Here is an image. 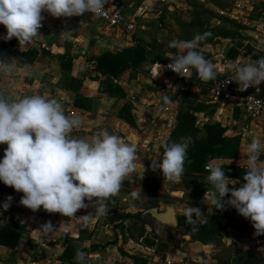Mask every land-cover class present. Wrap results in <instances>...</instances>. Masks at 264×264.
<instances>
[{
  "label": "crops",
  "instance_id": "crops-1",
  "mask_svg": "<svg viewBox=\"0 0 264 264\" xmlns=\"http://www.w3.org/2000/svg\"><path fill=\"white\" fill-rule=\"evenodd\" d=\"M117 1L123 11L130 18H133L135 23L133 31L125 32L116 28H107L91 15L54 18L47 12L42 11L43 19L41 27L38 29L40 35L34 38L31 43L18 45L15 38L8 40L0 38V59H8L7 69L0 70V94L10 99L35 94L56 98L67 116L80 118V126L74 128L70 133L77 138L90 139L101 129L117 134L124 139H127L129 133L134 132L138 138L135 163L137 169L143 166L142 176L139 178L135 175L133 177L131 175L125 177L119 192L104 201L105 212L101 215L95 213L91 201H85L88 207L78 209L74 213L75 217H63L59 213H49L42 208H38L33 212L18 203L22 193L14 191L11 186H7L8 190L5 188L0 189V202H3L7 196L12 197L8 209L6 211L0 210V221H3L0 222V230L6 227L10 219H15L14 222L18 225V227L12 225L9 228L8 235H0V264H77L74 260V251L77 250L88 256L93 264H148L150 261L162 260L166 256L183 251L191 254L197 253L208 264H224L218 258L208 254L211 244L189 241V234H182V237L189 235L188 238L183 237L185 239L182 242L184 245L183 250H179L175 245L165 242L159 238L158 231L151 228L149 224L153 217L145 213V210L148 209L146 208L147 205L153 202L152 200L156 203L154 207H157L158 211H163L172 201L180 200L181 195L185 193L188 199H186L187 203L184 204L185 208H182L181 212H178V209L172 204L170 206L174 208L176 217L179 215L189 216L186 210L190 206L199 208L201 215L192 214L191 217V223L194 226V218L201 220L203 218L202 212L207 211L204 205L208 203L207 189L209 184L205 180L207 174L200 175L198 179L202 184L197 189L186 188L183 184V179L179 176L171 177L170 179L173 181L169 182V177H162L158 169H151L150 162L147 163V157L159 158L158 146L173 129L179 109L189 104L194 106L198 104L201 105V108L193 112L196 116L198 127H201L203 123L218 122L226 126L225 135L230 137L238 136L240 138L237 157L215 159H218L221 165L243 166L245 159L244 147L248 142L247 138L253 134H258L264 139V116L258 120L247 121V119H240L237 115V110L230 111L226 103L212 102L209 97V91L205 88H200L199 90L193 88L176 94L170 97L176 103L164 104L161 93L147 76L146 69L151 64L153 58L151 56L143 59L134 76H132V71L128 69L117 78H113V83L123 90L124 97L110 96L99 92V79H103V77L93 69V62L90 60L91 56L100 55L104 51L116 52L122 48L134 45L138 40L149 42L152 38H155L159 52L157 59L170 61L168 57L165 58L163 55L169 49V47L166 48V40L163 38V33L168 34L170 32L172 34L175 30L178 31L182 28L180 24V26L177 25L178 29H176L175 24L168 23L169 19L166 17L167 30H158L153 33L148 31L147 34L145 33L149 28L145 24L147 23L145 17L152 14L135 15L136 8L139 5H145L151 8L152 12H155L154 14L160 18L162 6L168 2L166 0ZM177 1L175 0V2ZM190 1L187 3L193 5V2ZM203 1L206 2L205 0ZM171 2L174 1L171 0ZM212 7L211 9L217 10V7L213 5ZM237 11L242 12L240 5ZM261 14L263 15H259L258 18L264 17V10H262ZM216 15L212 25L216 28L221 24L222 19L229 18V16ZM249 15L236 16L238 25H241L239 26V31L245 29L246 26H250V23L255 20ZM137 22L138 28L136 29ZM64 31H70L71 34H67ZM4 32V27L0 25V37L3 36ZM143 32L146 35H142ZM240 36L245 43L242 48H237L236 45L233 46L238 51L235 58L227 57L230 47L224 54H212L209 49V45L212 42L199 45V49L211 54L210 61L215 65L216 72H219L217 65L221 62H224L225 70H229V64L239 63L242 59L251 57L250 53L244 49L247 45L253 47L252 32L246 31L243 35L240 33ZM244 36L250 37L245 38ZM219 38L221 37H217L215 40ZM242 49L243 52H240ZM64 54H69L72 57L70 76L82 81L78 92L71 89L66 90L61 85L59 59ZM219 67L222 68V66ZM223 73L225 72L223 71ZM194 79L198 80V78ZM262 83L263 81L259 85L250 86L247 89L252 90L257 86H264ZM184 93H186L188 100H182V94ZM75 95L87 97L90 101L77 98L76 104L74 103ZM125 103L129 104V115L133 119L132 122H128L125 118L118 115L120 108ZM165 107L167 109H164ZM240 121L248 122L251 125L248 129L241 126V128H237V132H235L236 127L227 128V125H234ZM157 131L160 134L163 132L162 138L156 135ZM3 149L4 147L0 145V156L3 155ZM260 158L264 159V150H262ZM145 179H153L159 182V187L154 194L142 191ZM229 179L236 182L229 185L230 187H239L236 179ZM173 182H179L181 184L180 187H173ZM166 184L168 185L166 191H163ZM184 190L185 192H183ZM132 191L139 192V196L136 198L131 197L129 194ZM230 207L225 205L220 210L212 209V207L211 209L222 212V210ZM232 209V214L227 215L230 219L244 220L236 213L234 208ZM138 212H141L142 217L145 218V223H141L137 218L130 216ZM211 212L213 211L206 215L224 214ZM86 214H89L87 220L77 218ZM45 221H50L54 227H57L55 233L47 236L37 234L36 228ZM154 221L158 222L155 219ZM208 223L201 222L199 224ZM157 224L161 223L158 222ZM161 225L169 228L164 224ZM179 229H177L178 232L180 231ZM225 231L233 232L232 236H227L230 238L241 234L232 227H227ZM15 234H18L16 244L13 247L9 246L10 244L7 245V243L13 241ZM161 245L165 246L162 247ZM260 245H262L261 242ZM67 246L71 248L66 250ZM231 257L229 263L232 262ZM225 264H228V261Z\"/></svg>",
  "mask_w": 264,
  "mask_h": 264
},
{
  "label": "clouds",
  "instance_id": "clouds-1",
  "mask_svg": "<svg viewBox=\"0 0 264 264\" xmlns=\"http://www.w3.org/2000/svg\"><path fill=\"white\" fill-rule=\"evenodd\" d=\"M106 3L107 0H0V25L5 29L0 38H15L18 45L28 44L40 35L42 11L54 18L80 16L85 12L99 15ZM210 35L196 33L190 40L168 41V47L176 51L168 54L170 62L166 67L183 77L194 70L200 81L213 80L215 65L198 50L200 42ZM7 67L8 59H0V70ZM228 67L232 74L227 80L235 82L240 91L264 81V56L248 57ZM162 101L176 103L168 95H163ZM80 124V118L67 116L54 97L35 94L10 99L0 94V145H6L0 156V183L22 193L20 205L33 212L42 208L63 217H75L78 209L88 207L85 201H91L95 213L101 215L105 212L104 201L119 192L125 177L142 176L143 166L137 169L135 163L138 138L134 132L124 139L101 129L90 139H82L70 134ZM247 139L245 171L239 187H229L236 182L226 176L218 159L211 158L205 164L207 201L212 209L231 206L259 235L264 233V159L260 158L264 139L258 134ZM190 142V137L162 140V154L150 161L151 169H158L162 177L181 175ZM129 195L136 198L139 192L132 191ZM11 199L5 197L0 210L6 211ZM186 211L189 219L192 214L201 215L194 206ZM89 214L77 218L87 220ZM56 228L45 221L36 232L47 236L55 233ZM74 260L86 264L85 254L80 250Z\"/></svg>",
  "mask_w": 264,
  "mask_h": 264
},
{
  "label": "trees",
  "instance_id": "trees-1",
  "mask_svg": "<svg viewBox=\"0 0 264 264\" xmlns=\"http://www.w3.org/2000/svg\"><path fill=\"white\" fill-rule=\"evenodd\" d=\"M207 3L212 4L215 7H225V0H205ZM194 14V13H193ZM257 16H251V18L257 19ZM191 25L196 28L197 33L209 32L210 36L200 42L203 43L213 42L217 37H233L230 33L220 30L215 26H207L204 20L199 16V13L192 17ZM237 27L241 25H236ZM2 47V46H1ZM247 52L250 53L252 59H256L261 56L250 45L246 46ZM207 60H211V54L205 50L198 49ZM238 51L235 47L231 46L228 49L227 57L235 58ZM159 57L157 50L156 39L152 38L149 42L138 40L134 45L122 48L116 52L104 51L100 55L91 56L90 60L93 62V69L99 72L103 79H99L98 91L106 93L110 96L124 97L123 90L113 83V78L120 76L125 70L130 69L132 76L135 75L136 70L140 63L145 57ZM72 57L69 54H64L60 57L61 67V85L66 90H73L78 92L82 81L70 76V66ZM192 77L197 78L195 71L192 70ZM98 78V77H95ZM264 85V81L262 83ZM77 98L82 100L90 101L87 97H80L75 95L74 103L77 104ZM182 100H188L186 93L182 94ZM201 108V105H187L181 107L176 115V122L165 141H179L181 137H190L191 142L186 151V158L183 165V173L179 175L183 179V184L186 188L197 189L202 182L198 179L201 174H207L204 165L211 158H235L238 155V148L240 138L238 136H227L225 135L226 126L221 125L218 122L215 123H203L201 127H198L196 123V116L193 114L194 111ZM237 112V111H236ZM119 116L125 118L128 122H132L133 119L129 115V104L125 103L120 108L118 113ZM202 133L201 135H197ZM161 143L158 146L159 157L162 154ZM4 148L6 145H2ZM225 169V174L229 178H234L238 183L242 182L244 174V166L240 165H229L222 164ZM159 187V182L153 179H145L142 187L144 193L154 194ZM230 187V186H229ZM9 188L4 184L0 183V189ZM227 199V194L225 196ZM149 203L146 208L154 207L156 203L154 200ZM131 217L137 218L141 223H145V218L142 217L141 212L130 215ZM210 222L208 224H199L194 227L191 223L192 219L189 216L179 215L177 216V223L181 234H189V241H199L203 244H214L221 237V234L232 236L233 232L225 231L227 227L234 228L239 233L251 232L254 233V229L248 225L247 220L230 219L227 215H215L209 214ZM15 219H10L6 227L0 230V235H8L9 228L13 225L18 227L14 222ZM224 232V233H223ZM257 235V234H256ZM260 239L262 246L264 247V233L257 235ZM18 234L14 235L12 242L7 243L9 246H14L17 242ZM4 243V242H2ZM6 244V243H4ZM164 247L165 245H161ZM161 247V248H162ZM71 247L67 246L66 250ZM76 251H74V254ZM232 262L230 264H256V260H252L249 257H235L232 256ZM230 259V257H229ZM229 262V261H228ZM225 264V263H224Z\"/></svg>",
  "mask_w": 264,
  "mask_h": 264
},
{
  "label": "rangeland",
  "instance_id": "rangeland-1",
  "mask_svg": "<svg viewBox=\"0 0 264 264\" xmlns=\"http://www.w3.org/2000/svg\"><path fill=\"white\" fill-rule=\"evenodd\" d=\"M166 1L168 2L163 4L162 12L160 13V18H158V16L154 14L155 12H150L149 15L151 14L152 15L145 17V19H147V23L145 24L146 26H149V28L145 32L146 34L148 33V31L150 33L151 32L153 33L154 31H158V30L159 31L167 30L168 28L166 27L167 25L166 17H168L169 19L168 23L170 22L172 25L175 24L176 29H178L177 25L178 26H180V24L182 25L181 26L182 28L180 30L178 31L175 30V32H173L172 34L170 32H168V34L163 33V38L166 40V46H167L166 48H168L167 41H170L173 39L185 40V41L190 40L193 37V35L197 33L196 28L191 26L190 24V20H192V17L195 15V13L196 14L199 13L200 18L205 21L207 26H212L214 16L215 14H217L218 9L225 10L226 8H231L236 4L240 5L242 12L237 11L236 13L231 14L229 18L222 19L221 24L218 25L217 27L220 30L228 32V34L230 33L231 35H233V37H226V38L221 37L215 40L214 42L210 43L209 49L212 54H217V53L224 54L229 47L235 46V45L237 48H242L245 42L241 38L240 33L241 35H243V33H245L246 31L247 32L251 31V26H246L245 29L239 31V27L236 26L238 25L236 16L238 15L248 16L250 14L249 17L251 16L253 17L257 15H263L261 13H262V10H264V0H225L227 3L226 6L217 7V10L211 9L213 8L212 5L204 1L202 2V0H191L190 2H193V5H189L187 3L189 0H178L177 2H175V0H173L174 2H171V0H166ZM216 16H218V14ZM137 28H138V22L136 23V29ZM145 33L143 32L142 35H146ZM244 37L246 38L250 36H244ZM173 50L174 49L172 48L167 49L165 53H163L164 57L166 58L170 52H173ZM244 50H247V48H245ZM175 51L176 49L174 50V52ZM240 52H243V49L240 50ZM219 66H222V68H220ZM217 67H218L219 72L215 71V74H221L223 73V71L224 72L230 71V69L225 70L224 62L219 63ZM247 121H249V119H247ZM250 125L251 124L248 122L240 121L239 123L237 122L234 125L233 124L227 125V128L232 127V126L236 127L235 132H237L238 131L237 128L239 129L241 128V126H243L245 129H248ZM162 133L160 134V132L157 131L156 135L162 138L164 135ZM201 134L202 133H198L197 135L199 136ZM151 160H153L152 157H147V163H149ZM168 181L172 182L173 180L169 178ZM173 183H174L173 187L175 188L180 187L181 185L179 182H177L178 184L176 182H173ZM167 186L168 185L166 184L163 191H166ZM183 192H185V190ZM186 199L188 198L186 194L183 193L180 197V200L178 201L174 200L170 203V205L172 204V206H175L178 209V212H181L182 208H185L184 204L187 203ZM204 205L207 208L208 212L206 210L202 212L203 218H201V220L194 218V221H193L194 226H197L201 222L208 223L211 219L209 217V214L208 215L206 214L209 213L210 211H213L214 213L219 212L218 214L224 213L223 215H231L232 210H233L230 207V208H226V210L225 209L222 210V212L215 211L211 209L212 206L209 203H206ZM242 219L247 220L243 217ZM247 222L249 223V225H251V223L248 220ZM157 223L154 221L153 218L149 222V224L151 225V228L156 229L158 231L157 233L159 235V238L163 239L165 242L169 244L175 245L177 249L183 250L184 245L182 244V242H184L185 239H183L181 232L180 231L178 232L177 230L175 231L170 228H165L161 224H157ZM208 254L210 256H214L218 258V260L221 263L230 261L229 257L235 256V257H240V258L249 257L252 260H256V264H264V248L262 247V245H260L259 238L253 233L245 232V233L237 234L232 238L227 237V235L225 234H221L220 240L215 241L213 245H210L208 249ZM228 264L230 263L228 262Z\"/></svg>",
  "mask_w": 264,
  "mask_h": 264
},
{
  "label": "built area",
  "instance_id": "built-area-1",
  "mask_svg": "<svg viewBox=\"0 0 264 264\" xmlns=\"http://www.w3.org/2000/svg\"><path fill=\"white\" fill-rule=\"evenodd\" d=\"M238 4L231 8L218 9L219 16H231L238 9ZM152 9L139 5L136 8L135 15H147ZM81 15H91L98 19L107 28H116L125 32L133 31L135 23L133 18L129 17L121 8L117 0H107L104 11L99 14H89L87 12ZM252 32V46L264 56V17L255 19L250 23ZM170 61H162L153 57L151 64L146 69L147 76L152 84L156 86L161 95L169 97L182 93L193 88H205L209 92V97L214 103H226L230 111L238 110L240 119L258 120L264 116V86H257L252 90L245 89L240 91L235 82L228 81L231 72L215 74L213 80L202 82L196 80L191 75L185 73V77L180 76L166 67ZM158 63V64H156ZM159 74L153 78L154 74ZM164 109H167L165 107ZM86 264H93L86 256ZM148 264H208L197 253H188L186 251L166 256L162 260L150 261Z\"/></svg>",
  "mask_w": 264,
  "mask_h": 264
},
{
  "label": "water",
  "instance_id": "water-1",
  "mask_svg": "<svg viewBox=\"0 0 264 264\" xmlns=\"http://www.w3.org/2000/svg\"><path fill=\"white\" fill-rule=\"evenodd\" d=\"M145 213L149 214L159 223L166 225L170 229L177 230L178 223L175 214V210L172 206L168 205L163 211H158L157 207H150L145 210ZM183 237L188 238L189 235H184Z\"/></svg>",
  "mask_w": 264,
  "mask_h": 264
}]
</instances>
